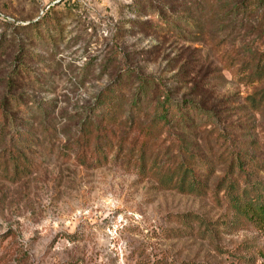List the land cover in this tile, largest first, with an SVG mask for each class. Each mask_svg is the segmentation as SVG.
Instances as JSON below:
<instances>
[{
  "label": "rangeland",
  "instance_id": "obj_1",
  "mask_svg": "<svg viewBox=\"0 0 264 264\" xmlns=\"http://www.w3.org/2000/svg\"><path fill=\"white\" fill-rule=\"evenodd\" d=\"M125 72L101 123L96 100ZM137 78L154 84L132 117ZM164 91L212 117L141 151L135 124ZM3 110L0 264H264V229L230 208L226 176L243 160L234 182L264 190V0H0ZM103 128L104 158L78 164ZM181 140L213 167L204 195L160 186Z\"/></svg>",
  "mask_w": 264,
  "mask_h": 264
},
{
  "label": "trees",
  "instance_id": "obj_2",
  "mask_svg": "<svg viewBox=\"0 0 264 264\" xmlns=\"http://www.w3.org/2000/svg\"><path fill=\"white\" fill-rule=\"evenodd\" d=\"M131 76L132 75L127 72L121 74L118 83H114L108 89L103 90L98 96L92 115L97 116L101 123L108 122L112 119L114 112L119 107L118 101L120 97L123 96L122 87L125 86V83L129 82ZM137 81L139 87L136 91L135 99L130 106V114L132 117L135 112H141L139 109L141 99L147 97L149 85L154 84V82L150 81L148 78H137ZM162 88L160 87L159 91H163L164 88ZM7 105L8 104L4 102V109ZM147 110H149L151 115L147 124L142 123L139 118L136 124L133 123L132 119L130 121L132 124L136 125L135 128L140 136H143L141 151L145 149V145L149 142L147 138L154 137L152 136L154 133L173 128L182 135L181 139H183L185 138L184 135L186 132L196 128L197 125L195 124V120L203 118L208 120L212 117L210 112L204 111L191 101L173 100L167 91L158 94V97L151 101ZM9 118L7 119L5 117L4 110L1 111L0 119L3 129H8ZM13 123L14 120L11 124ZM104 130L103 128L102 130L100 129L99 132L96 131V137L92 136L93 132L85 136V143H88L89 148L76 153L75 157L78 164L87 166L86 163L89 164L98 161L102 156L104 158V155H101L102 153L99 155V147L93 150L90 147L91 141L94 139V141H96L97 138L103 136L102 132ZM12 139H17V134H13ZM12 145V141L7 142L6 148L10 149ZM184 146L187 145L181 140L180 148L174 158L176 159V167L172 171L171 169H167L162 181H160V186L175 190L181 194L204 195L206 186L201 176H204L206 179L210 178L213 173V167L205 158L187 152L183 149ZM20 154L22 153L20 152ZM232 162H235V165L231 164L226 172V176L229 180L227 186L230 208L237 214L243 216L247 221L258 226L260 229H264V190L253 189V186H251L253 191H250L246 186H241L239 182H234L232 178L236 176L238 179H244L246 184V175H249V173L242 169L244 165L243 160H232ZM22 168L24 170V167ZM140 170H144L143 165ZM202 172H204V175H202Z\"/></svg>",
  "mask_w": 264,
  "mask_h": 264
}]
</instances>
